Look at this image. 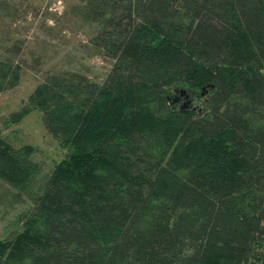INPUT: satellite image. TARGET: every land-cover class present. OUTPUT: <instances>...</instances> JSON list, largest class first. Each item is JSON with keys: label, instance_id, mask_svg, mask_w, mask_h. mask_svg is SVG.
Instances as JSON below:
<instances>
[{"label": "trees", "instance_id": "trees-1", "mask_svg": "<svg viewBox=\"0 0 264 264\" xmlns=\"http://www.w3.org/2000/svg\"><path fill=\"white\" fill-rule=\"evenodd\" d=\"M80 5L111 68L48 74L30 94L66 151L42 178L33 147L0 133V179L29 201L0 264H250L264 246V0ZM19 71L0 61V91ZM180 86L201 112L176 106Z\"/></svg>", "mask_w": 264, "mask_h": 264}, {"label": "rangeland", "instance_id": "rangeland-1", "mask_svg": "<svg viewBox=\"0 0 264 264\" xmlns=\"http://www.w3.org/2000/svg\"><path fill=\"white\" fill-rule=\"evenodd\" d=\"M79 5L80 0H0V61L20 69L17 83L0 91V133L19 152L28 145L33 147L25 158L39 166V178L48 174L66 151L44 129L41 113L29 102L30 94L48 74L73 72L102 81L111 68L110 59L91 43V28ZM171 93V98L181 99L174 102L178 108L186 104L179 92ZM186 94L190 95L186 106L201 112L198 91L187 90ZM22 107L27 112L14 119ZM16 192L0 179V239L16 229L18 216L29 210L27 197L15 196ZM262 261L264 246H259L250 264Z\"/></svg>", "mask_w": 264, "mask_h": 264}, {"label": "water", "instance_id": "water-1", "mask_svg": "<svg viewBox=\"0 0 264 264\" xmlns=\"http://www.w3.org/2000/svg\"><path fill=\"white\" fill-rule=\"evenodd\" d=\"M205 88H203V92H204ZM175 91L176 92H179L180 95L182 96L183 95V98L184 100H186V104H184L183 106H181V109L182 107L184 108L186 105H189L190 104V95L189 94H186L187 92V89L186 88H182V87H176L175 88ZM174 101H181V99H178L177 97L174 98Z\"/></svg>", "mask_w": 264, "mask_h": 264}]
</instances>
